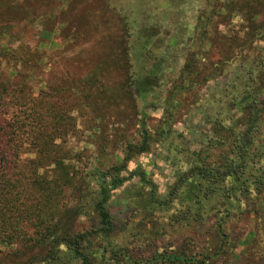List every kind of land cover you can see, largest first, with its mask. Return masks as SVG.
Instances as JSON below:
<instances>
[{
  "label": "trees",
  "instance_id": "1",
  "mask_svg": "<svg viewBox=\"0 0 264 264\" xmlns=\"http://www.w3.org/2000/svg\"><path fill=\"white\" fill-rule=\"evenodd\" d=\"M25 1L0 0V244L8 248L0 264H264V47L242 55L246 49L240 40L218 35L217 29L237 16L242 23L248 21L245 27L255 29L264 0H223L214 6L204 0L219 18L215 32L213 25L207 28L206 10H199L202 0H161L159 5L155 0H102L97 8L81 0L87 7H79L77 28L87 22L84 33L97 35L103 47L101 59L72 81L73 87L86 86L77 92L89 98L90 87H97V95L109 90L101 77L123 73L124 81L113 88L142 114L129 137L122 133V139H114L107 125L97 127V163L86 172L69 162L66 138L76 127L64 96L54 95L51 91L57 89L49 90L47 81L35 87L44 55L16 42L21 35L13 32L15 26L33 14L32 0ZM192 11L201 42L218 55L202 81L229 70L223 90L239 112L227 117L214 112L213 127L198 150L174 143L187 139L174 127V119L179 97L203 75L205 66L197 53L185 55L155 124L147 123L146 112L137 104L163 85L168 49L188 44L184 35L190 23L170 13ZM113 20L118 34L111 30ZM259 26L264 29V21ZM154 48H163L165 54L153 57L157 62L148 66L145 61ZM84 77L88 81L81 83ZM102 112L98 107L97 120L105 118ZM153 144L184 157L185 168L174 169L163 193L143 167L128 169V163L151 151ZM109 147L118 152V160L106 162ZM132 178L137 182L116 199L122 215L113 214V192ZM243 214L254 215L257 230L249 241H241L245 245L237 254L240 239H234L228 224Z\"/></svg>",
  "mask_w": 264,
  "mask_h": 264
},
{
  "label": "rangeland",
  "instance_id": "2",
  "mask_svg": "<svg viewBox=\"0 0 264 264\" xmlns=\"http://www.w3.org/2000/svg\"><path fill=\"white\" fill-rule=\"evenodd\" d=\"M18 1L26 2L25 0ZM80 1L81 0H32V3H29V9L33 14L28 20L15 26L13 32L21 35L20 40L16 42H22L32 48H36L44 55L40 68L37 70V77H35V87L39 89L43 85V82L47 81L49 90L52 88L57 89L56 91H51L54 95L64 96L68 103L67 105L70 107L69 113L74 117L76 127L74 134L66 138V147L70 148L69 157L71 158L69 162L74 164L76 169L86 172L92 169L94 164L97 163V155L99 154L97 151V142L101 140L97 138V127L99 126L105 129L107 125L106 129L112 130V138L114 137V139L119 137L122 139V133L129 137L136 127V123H134L136 121L135 119L140 118L142 114L136 112L133 106L131 108L129 97L122 91L115 92L118 87L113 88V86H115L114 84L124 81L125 76L123 73L118 74L113 72L108 76L101 77V80L106 82L107 85H110L109 90L97 95V87H90L86 92L90 94L89 98H84L80 92H77L78 88L81 89V92H84L86 86L79 84L73 87L72 81L87 73L90 67L96 64L97 60L101 59V47H103L100 42L97 43V35L87 36L84 33L83 30L86 29V25H88L87 22L80 24V27L77 28V19L75 20L74 18L80 13L79 7L83 9H85V6L87 7V4L83 5ZM126 1L137 2V0ZM142 1L143 3L145 2V0H138L137 3L140 4ZM220 1L223 0H216V2L210 0V3H212L213 6L215 3L220 5ZM99 2H102V0H90L89 6L96 5L97 8V3ZM79 3H81L82 6H80ZM153 3L159 5L162 1L155 0ZM23 4L27 5V3ZM146 7L150 9L148 3ZM199 10H206L205 20L207 28L210 30L213 25L214 30L212 31L215 32L214 24L219 21V18L213 17V7L212 9L209 8L207 2L202 0ZM148 14L152 17L155 15V12L149 11ZM170 15L175 19L184 17L183 21L190 23L189 25L191 28H189L184 35L185 38L187 37L186 42L188 44L185 46L180 43L168 49V59L163 63L164 66L162 65L165 67L164 71L167 73H165L162 78L163 85L155 88L154 93L146 95L142 101L138 99L137 104L140 110L142 109L146 112L147 123L149 125L155 124L163 113L162 107L166 101V89L175 79L178 68L185 59V55L190 52L197 53L200 61L203 62L205 66L201 67L203 75L193 89L186 92L185 95L182 96L183 98L179 97V108L174 119V127L187 139H174L176 140L174 143H183V145L188 144L190 150H198L205 141L206 136L204 138L203 136L210 133V129L213 127V113L214 110H216L215 108L223 110L224 114H222L225 117L228 115H237L239 112L227 101L228 98L226 94H228V92L226 93V89L223 90L225 87L224 84H226L230 75L229 70L226 69L225 74H221L215 79H208L205 82L202 81L207 77L206 75L211 74L213 62L218 55L214 52L213 46L206 43V41L205 43L201 42L202 40L199 36L201 27L198 26L197 28L198 22H196L195 12L192 11L190 14L181 15L170 13ZM176 21L174 24L173 22L169 23L168 28H173L171 25L174 26ZM255 21L258 23V26L255 29H250L249 27H245L248 26V21L242 23V21L240 22V17L237 16L232 20L219 23L217 28L219 32L218 35L229 34L236 37L246 49V51H243L241 54H249V56H251V54L254 55L257 50L254 49V47H264V29L259 26V23L264 21V9L259 11ZM79 29L82 30V34H78L75 37ZM111 30L115 34L119 33L120 29L116 20L112 21ZM155 41L157 42L160 40L158 39ZM153 51L154 52L149 54L151 56L147 57L145 61L148 66L154 65L157 62L153 57H160L165 54L163 48H154ZM40 70L44 71L43 76L39 74ZM84 80L86 82L88 81L85 77L83 78V81ZM63 81H65L68 86L64 85ZM85 81L81 83H85ZM97 96L99 97L98 100ZM98 107L103 111L102 113L105 115V118L97 120ZM199 109H205L206 114L201 115ZM194 110L197 111V114L196 112L193 113ZM124 113L127 114L126 117L121 116V114ZM193 114L196 115L192 120ZM188 115H190V118ZM202 116L206 117L207 121L203 120ZM130 120L133 121L132 126L129 125ZM203 132L204 134L201 135ZM133 138L134 141L138 140L137 136H133ZM164 143L166 144V142ZM107 150V154L104 155L105 157L103 156L106 162L119 159L117 151L111 152L110 147ZM137 165H140L148 172L149 176L157 183L160 193L165 192L166 185L173 180L174 169L185 168L184 157L175 151H166L161 144H153L151 151L137 155L128 163V169L132 170ZM137 180V178H132L113 192L114 197L111 209L113 214L123 210L116 199L119 198L126 189L131 188V185L137 182ZM117 215L121 216L122 214L118 212ZM80 221H84V219ZM228 225L234 239H240V242H238L239 245L236 248V253L240 254V250L245 245V243H241V241L246 242L253 237L254 231L257 230V221L254 219L253 214H243L239 217L235 216ZM262 226H264V222ZM7 249V246L0 244L1 259L5 258L4 253H6Z\"/></svg>",
  "mask_w": 264,
  "mask_h": 264
},
{
  "label": "flooded vegetation",
  "instance_id": "3",
  "mask_svg": "<svg viewBox=\"0 0 264 264\" xmlns=\"http://www.w3.org/2000/svg\"><path fill=\"white\" fill-rule=\"evenodd\" d=\"M225 91H226V93H227V90H225ZM226 93H225V94H226ZM226 95H227V94H226ZM215 109H216V110H214V112L218 113V112L221 111V113L224 114V111L221 110L220 108H219V109H218V108H215ZM192 111H193V109H192ZM195 112H196V114H197V111H196V110H194L193 113H195ZM199 112H200L201 115L206 114V113H205V109H204V110H200V109H199ZM196 114H193V115H192V118H191L192 120H193V117H194ZM223 114H221V116H222ZM202 118H203V120L207 121V118H206V117L202 116ZM198 127H199V126H198ZM205 136H207V135L205 134Z\"/></svg>",
  "mask_w": 264,
  "mask_h": 264
}]
</instances>
